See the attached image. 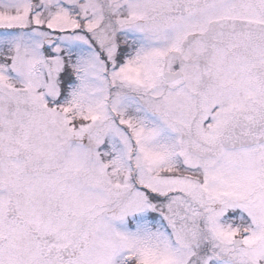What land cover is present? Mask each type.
<instances>
[{
    "label": "snow or ice",
    "instance_id": "6c2138e0",
    "mask_svg": "<svg viewBox=\"0 0 264 264\" xmlns=\"http://www.w3.org/2000/svg\"><path fill=\"white\" fill-rule=\"evenodd\" d=\"M0 264H264V0H0Z\"/></svg>",
    "mask_w": 264,
    "mask_h": 264
}]
</instances>
